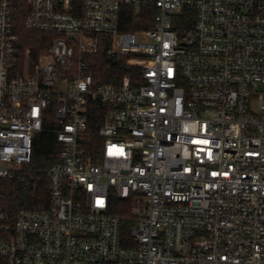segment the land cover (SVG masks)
I'll list each match as a JSON object with an SVG mask.
<instances>
[{
    "label": "built area",
    "instance_id": "built-area-1",
    "mask_svg": "<svg viewBox=\"0 0 264 264\" xmlns=\"http://www.w3.org/2000/svg\"><path fill=\"white\" fill-rule=\"evenodd\" d=\"M127 7L153 27L122 30ZM104 42L140 83L95 76ZM39 171L49 205L12 214L6 181ZM0 264H264V0H0Z\"/></svg>",
    "mask_w": 264,
    "mask_h": 264
},
{
    "label": "trees",
    "instance_id": "trees-1",
    "mask_svg": "<svg viewBox=\"0 0 264 264\" xmlns=\"http://www.w3.org/2000/svg\"><path fill=\"white\" fill-rule=\"evenodd\" d=\"M154 13L152 7L144 8L140 14H136L132 7H127L124 10L121 29L136 31L152 28ZM18 31L25 47L37 46L40 49L43 46L46 37L44 33L27 30L22 22ZM108 46V42L102 43L99 52L89 58L95 76L105 83H121L125 80L140 83L143 68L140 56L132 54L113 61L107 57ZM58 152L59 144L55 135L43 132L39 134L34 145L33 160L29 166L37 170L47 169L57 162ZM5 189L3 203L12 214L21 208L44 209L49 205V178L43 171L37 173L35 180L19 172L6 181ZM110 211L120 216L123 236L128 238L137 221L131 200H121L111 195Z\"/></svg>",
    "mask_w": 264,
    "mask_h": 264
},
{
    "label": "rangeland",
    "instance_id": "rangeland-1",
    "mask_svg": "<svg viewBox=\"0 0 264 264\" xmlns=\"http://www.w3.org/2000/svg\"><path fill=\"white\" fill-rule=\"evenodd\" d=\"M23 45H24V42H23ZM26 48H30V49H32L34 52H36V51H38L39 49H38V47L37 46H34V47H25L24 46V49H26ZM5 191H6V189H5ZM133 205V204H132Z\"/></svg>",
    "mask_w": 264,
    "mask_h": 264
}]
</instances>
